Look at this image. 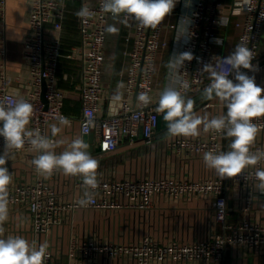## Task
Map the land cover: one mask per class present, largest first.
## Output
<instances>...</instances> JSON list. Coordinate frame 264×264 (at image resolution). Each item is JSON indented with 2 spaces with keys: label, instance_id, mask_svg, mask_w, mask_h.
<instances>
[{
  "label": "built area",
  "instance_id": "1",
  "mask_svg": "<svg viewBox=\"0 0 264 264\" xmlns=\"http://www.w3.org/2000/svg\"><path fill=\"white\" fill-rule=\"evenodd\" d=\"M69 1L72 0H30L29 36L25 42L24 55L38 89L29 97L22 98L33 105L28 128L49 137V127L69 121L63 112L65 96L58 87V73L64 59L80 60L83 67V109L80 118L82 135L94 134L98 152L102 155L117 150L124 140L131 144L138 140L151 143L163 115L157 112V105L154 103L153 79L157 55L167 47L163 41V30L164 20L168 15L155 28L141 27L135 20L128 21L135 24V44L130 52V68L124 76L125 80L117 87L119 108L115 115L101 118L99 115L104 93L105 45L108 35L105 28L113 17L101 10V0L94 4H87L82 0L80 9L87 6L93 15L88 19L80 17L81 44L66 52L62 33ZM181 1L176 0V3ZM7 5L8 0H0V57L3 61L0 69V99L8 97L15 100L18 97L10 93L6 76ZM219 5L220 0H197L189 18L188 40L183 46V52H191L193 59L185 61L179 73L182 80L189 84L187 98L197 96L210 83L209 74L201 71L204 64L214 63L215 57H226L214 55L212 49L218 40L217 29L231 24L230 16L219 14ZM237 15L244 17L243 21L236 23V27L241 30L240 43L247 44L253 51L255 55L252 63L258 69L241 71L255 75L261 68L259 49L264 32V0H243L234 4L231 16ZM49 26H52L53 32L47 37L46 29ZM141 93H147L151 102L141 103L138 99ZM135 96L136 101L132 103L131 99ZM216 107L217 104L213 102L203 106L205 110ZM257 122L264 123V119ZM225 139L221 133L209 132L206 138H177L168 144V148L185 158H202L203 153L208 150L227 151ZM4 147V139L0 137V152ZM256 147H264V131L258 134ZM11 151L35 152L28 143L20 150ZM58 171L46 176L35 170L30 180L9 189V213L15 209L23 210L26 221L22 222L19 235L15 223L10 220L4 227L3 235H19L36 246L47 242L45 264H54V231L67 225L70 226L66 252L69 264H99L101 258L123 264H224L226 253L232 248L247 249L264 256V220L250 218L255 205L264 200V193L254 188L255 181L248 175V170L236 177L208 176L200 181L171 176L149 180L98 179L99 188L96 190L94 203L87 207L79 206L77 200H62L52 181ZM231 187L237 189L238 210L243 212L235 220L231 219L229 208ZM160 196L174 201L211 200L213 217L207 223L206 231L193 242L172 240L165 244L149 235L139 243L122 244L92 236L82 239L75 232L74 217L80 210L147 211L153 207L156 197Z\"/></svg>",
  "mask_w": 264,
  "mask_h": 264
},
{
  "label": "crops",
  "instance_id": "2",
  "mask_svg": "<svg viewBox=\"0 0 264 264\" xmlns=\"http://www.w3.org/2000/svg\"><path fill=\"white\" fill-rule=\"evenodd\" d=\"M84 1L87 4H94L97 0ZM196 1L182 0L177 2L164 20L163 41L166 42L167 47L157 55V66L153 79L155 105H157L160 92L170 84L173 78L167 67L169 58L174 54L183 52V46L188 40L189 18ZM240 1L243 0H220L219 14L230 16L231 24L217 29V41L222 43L216 41L213 44L212 49L216 56H228L234 50V47L240 43L241 30L236 27V23L243 21L244 17L242 15L231 16L234 4ZM81 5L82 0L68 2L69 11L64 21L62 33L63 47L66 52L81 44V23L80 17L77 15ZM29 6L30 0H8L7 5L6 76L10 93L18 98L29 97L38 89L24 55L25 42L29 36ZM109 25H115L119 31L107 35L105 45L106 62L103 75L104 93L102 110L99 115L101 118L113 116L118 111L117 98L119 94L117 93V87L125 80L124 76L130 68V52L135 44L134 23L122 24L118 19L112 18ZM1 31L0 27V49ZM46 32V36L49 37L53 32L52 26H49ZM2 64L3 61L0 57V69ZM259 66L261 68L257 74L248 75L255 76L257 85L264 88V32L259 49ZM82 73L83 67L80 60L64 59L59 68L58 87L65 96L63 112L69 121L53 124L60 128L56 135L52 133V126L48 129V136L51 140H54V143L62 141L54 149L57 154L66 150L73 139H84L80 126L83 109L81 99ZM136 98L137 96L133 97L131 102L134 103ZM210 102L216 103L217 107L205 110L202 106L194 109V111H198L201 115L209 118L226 113V108L218 99L214 98ZM167 128L168 123L162 115L159 129L149 144L143 140H138L134 144L124 140L117 150L107 155L99 153L95 144L96 150L91 155L99 162L98 179L149 180L171 176L177 179L191 178L200 181L208 176H217L213 170L205 167L202 158L196 156L185 158L176 151L169 149L168 144L177 138L196 137L167 136L165 135ZM208 135L209 132L201 131L198 137L206 138ZM262 139V136H260V140ZM229 143V139L224 140L226 147ZM8 153L9 160L6 167L12 174V183L9 186V189H11L33 177L35 167L32 160L37 153L13 152L11 150H8ZM52 181L59 196L66 202L78 200L83 196V186H81L83 182L79 176H65L59 170ZM236 193L237 189L231 187L229 208L233 220L238 219L241 215L240 212H242L238 210ZM212 217L213 207L212 201L209 199L174 201L160 196L156 197L153 207L147 211L135 209L112 212H103L96 209L80 210L75 214L74 226L76 234L80 235L82 239L92 236L110 239L122 244H136L149 235L154 240L164 244L172 240L189 243L198 239L206 231V225ZM250 218L256 221L264 220V200L255 205ZM10 220L15 223V229L20 235L22 222L26 221V213L20 209L12 210L3 227L7 226ZM23 229L25 230V226H23ZM69 233L70 226L68 225L57 228L53 233L54 264H69L66 253ZM99 264L123 263L118 261L108 262L101 258ZM224 264H264V256L256 255L247 249L232 248L227 251Z\"/></svg>",
  "mask_w": 264,
  "mask_h": 264
},
{
  "label": "clouds",
  "instance_id": "3",
  "mask_svg": "<svg viewBox=\"0 0 264 264\" xmlns=\"http://www.w3.org/2000/svg\"><path fill=\"white\" fill-rule=\"evenodd\" d=\"M175 4L176 0H101V10L122 24L131 19L141 27L155 28ZM77 15L88 19L93 13L84 6ZM105 31L115 34L119 29L108 25ZM254 55L247 44L241 42L228 56L215 57L214 63L204 64L201 71L209 74L210 83L203 88L201 99L216 98L226 108V113L209 118L194 111L195 101L186 96L189 84L179 75L184 62L191 61L193 54L187 51L174 54L167 64L173 78L159 94L157 112L162 113L168 123L169 136L198 137L201 131L223 134L230 140L228 150L205 151L202 157L205 167L221 178L236 177L248 170L255 181L254 188L264 193V147H256L257 136L264 131V123L257 122L264 119V88L257 85L255 76L241 71L258 70L252 63ZM138 99L143 104L151 102L147 93H141ZM32 115L33 105L27 100L0 99V137L5 142L4 151L0 153V264H45L48 248L47 242L36 246L22 236L3 235V225L9 217L8 189L12 183V174L6 167L8 150H20L28 143L37 153L32 164L38 174L51 176L55 170H60L65 176L81 177L83 196L76 201L79 206L94 203L99 188V162L90 154L89 144L83 138H76L57 154L54 149L62 141L54 143L39 131L30 130ZM59 131L57 125L52 126L53 135Z\"/></svg>",
  "mask_w": 264,
  "mask_h": 264
},
{
  "label": "water",
  "instance_id": "4",
  "mask_svg": "<svg viewBox=\"0 0 264 264\" xmlns=\"http://www.w3.org/2000/svg\"><path fill=\"white\" fill-rule=\"evenodd\" d=\"M247 71V69H245ZM43 97H45V94H46V81H44V89H43ZM194 101H195V107L194 109H197L198 107H202L204 106L206 103H209L211 100L213 99H210V100H202L201 99V93L198 94L197 96L193 97L192 98ZM165 135L168 136V133H166ZM86 143L90 144V148H89V152L90 154H93V152H95L96 150V137L94 134H91V135H88V136H84V139H83Z\"/></svg>",
  "mask_w": 264,
  "mask_h": 264
}]
</instances>
